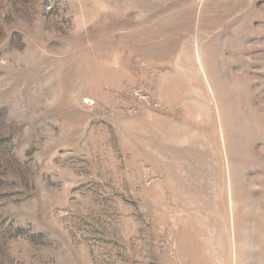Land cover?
Masks as SVG:
<instances>
[{"label":"rangeland","instance_id":"obj_1","mask_svg":"<svg viewBox=\"0 0 264 264\" xmlns=\"http://www.w3.org/2000/svg\"><path fill=\"white\" fill-rule=\"evenodd\" d=\"M0 264H264V0H0Z\"/></svg>","mask_w":264,"mask_h":264}]
</instances>
